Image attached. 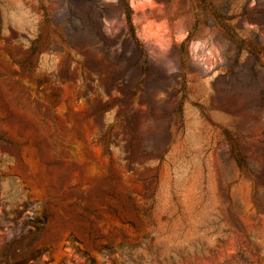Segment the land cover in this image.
I'll use <instances>...</instances> for the list:
<instances>
[{
    "label": "rangeland",
    "instance_id": "374dc122",
    "mask_svg": "<svg viewBox=\"0 0 264 264\" xmlns=\"http://www.w3.org/2000/svg\"><path fill=\"white\" fill-rule=\"evenodd\" d=\"M155 1L170 71L132 0H0V264H264V0Z\"/></svg>",
    "mask_w": 264,
    "mask_h": 264
},
{
    "label": "bare ground",
    "instance_id": "6f19581e",
    "mask_svg": "<svg viewBox=\"0 0 264 264\" xmlns=\"http://www.w3.org/2000/svg\"><path fill=\"white\" fill-rule=\"evenodd\" d=\"M132 4H134L135 9L133 16L135 23L137 24L140 20L146 23L144 26L137 24L139 28L137 34L145 41V48L148 54L151 58L158 61L166 71L172 70L175 66L172 64V58H170L167 52L174 41L181 40L184 36L185 29L182 27L180 10L186 8L185 3H176L174 1L164 5L155 0H142V2L132 0ZM118 16L120 19L118 26L125 25V11L122 5L118 10Z\"/></svg>",
    "mask_w": 264,
    "mask_h": 264
}]
</instances>
